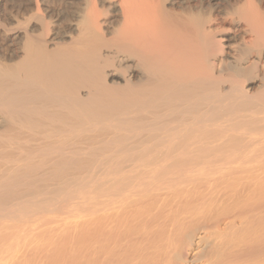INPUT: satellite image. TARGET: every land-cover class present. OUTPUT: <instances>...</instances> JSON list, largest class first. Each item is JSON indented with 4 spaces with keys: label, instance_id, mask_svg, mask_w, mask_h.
I'll use <instances>...</instances> for the list:
<instances>
[{
    "label": "bare ground",
    "instance_id": "bare-ground-1",
    "mask_svg": "<svg viewBox=\"0 0 264 264\" xmlns=\"http://www.w3.org/2000/svg\"><path fill=\"white\" fill-rule=\"evenodd\" d=\"M0 264H264V0H0Z\"/></svg>",
    "mask_w": 264,
    "mask_h": 264
}]
</instances>
